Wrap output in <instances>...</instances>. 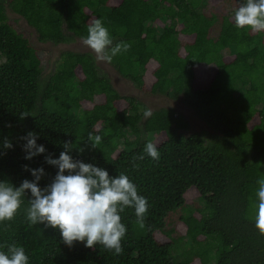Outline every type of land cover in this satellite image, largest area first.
Instances as JSON below:
<instances>
[{
	"label": "trees",
	"instance_id": "16d2710c",
	"mask_svg": "<svg viewBox=\"0 0 264 264\" xmlns=\"http://www.w3.org/2000/svg\"><path fill=\"white\" fill-rule=\"evenodd\" d=\"M206 1L0 0V151L6 152L0 181L18 187L33 179L24 165L43 167L39 186L45 187L57 171L45 155L58 158L71 140L74 159L113 177L126 174L148 201L144 228L133 208L120 213L127 232L123 252L115 255L82 242L69 248L58 229L30 227L26 193L14 219L0 222V251L22 246L28 264H264V236L255 227L256 181L264 178V32L237 29L229 15L198 11ZM220 1L233 11L242 2ZM8 12L23 19L39 43L52 45L82 40L92 19H102L114 43L131 45L109 63L118 74L149 96L181 102L208 130L190 132L185 115L173 107L145 118L147 107L117 92L90 53L61 54L44 77L37 49L13 29ZM150 61L157 67L147 90ZM198 65L215 66L206 88H195ZM96 97L103 101L82 108ZM117 102L127 107L118 110ZM21 113L29 115L21 119ZM30 131L46 153L27 160L20 137ZM89 134L102 137L96 148ZM4 138L13 148L2 149ZM148 142L156 144L158 162L144 152ZM139 155L144 159L133 168ZM177 225L185 227L183 235Z\"/></svg>",
	"mask_w": 264,
	"mask_h": 264
},
{
	"label": "clouds",
	"instance_id": "9594fccd",
	"mask_svg": "<svg viewBox=\"0 0 264 264\" xmlns=\"http://www.w3.org/2000/svg\"><path fill=\"white\" fill-rule=\"evenodd\" d=\"M233 21L237 29L248 28L254 33L264 32V0H242L235 9ZM87 36L82 37V43L89 48L98 62L111 63L118 54L127 52L130 44L120 41L114 43L102 19L94 18L88 25ZM29 114L21 113L23 119ZM152 115L151 109L144 111L145 118ZM25 141L22 149L25 159L31 160L37 155L46 153L42 144H37L38 136L28 132L20 137ZM102 137L94 138L89 134L87 141L92 148L101 142ZM72 141H64L58 158L51 154L45 155V163L57 169L52 181L45 187L39 186V181L46 175L44 168L30 169L32 180L24 179L20 185L14 186L8 181H0V222L11 221L21 208L26 193H30L26 218L29 226L43 224L45 228L58 229L62 242L69 248L74 242H82L86 248L95 250L97 245L120 255L123 252L121 241L127 229L121 222L125 208L134 209L136 223L140 228L145 227V217L148 212L147 199L138 194L137 186L129 177L120 173L113 177L102 167L74 159L70 154L73 150ZM13 148L7 138L2 141V149ZM79 148V152H83ZM144 152L158 162L160 153L153 142L144 146ZM6 154L0 151V155ZM144 156H134L132 167L138 165L136 160ZM258 189L255 193L256 204L255 227L264 236V178L256 181ZM25 249L16 244L7 245V252L0 251V264H28Z\"/></svg>",
	"mask_w": 264,
	"mask_h": 264
},
{
	"label": "rangeland",
	"instance_id": "374dc122",
	"mask_svg": "<svg viewBox=\"0 0 264 264\" xmlns=\"http://www.w3.org/2000/svg\"><path fill=\"white\" fill-rule=\"evenodd\" d=\"M198 11L203 12H211L212 14H215L216 17H224L229 15L231 19L233 20L234 15V8L226 7L224 3H222L220 0H211V2L206 1L205 4H200L199 7H197ZM9 13V12H8ZM8 21L10 25L13 27V29L17 32L25 36L30 40L32 45L37 49L38 54L42 60L43 63V76L46 77L50 75L54 69L57 67V65L61 62L60 56L61 54L72 51V52H78V53H90L94 56L95 54L87 48L85 45H83L82 40H75L68 44L63 45H52V44H42L39 43L36 39V35L30 27L27 26L25 21L21 19L20 17L9 13L8 14ZM218 26L216 25L215 30H218ZM184 41H191L192 37L189 36H181L180 37ZM225 54V58L227 60L230 59L231 54H229L228 51L223 52ZM4 59L0 56V63H2ZM96 64L100 71L104 73L110 80L112 86L114 87L117 92H119L121 95L125 96H133L137 98L138 101H140L144 106L147 107V109H151V111L157 110L159 108H168L173 107L177 109L178 111L182 112L187 121L190 124V132L195 131H201V130H208L206 125L204 123H201L199 120L196 119L195 115L189 110L188 108H185L181 102H175L169 98L157 96L152 97L144 92H141L137 88H135L129 81L122 78L118 72L113 68L112 65L105 62H98L95 58ZM157 67V64L154 61H150L146 66V75L144 76V85L145 88L148 90L151 86V84L154 82L153 76H151V72ZM215 74V66L214 65H198L195 67V88L201 89L206 88L211 80L213 79V76ZM103 101V97H96L94 99V102L83 104V109H90L93 104H98ZM116 108L118 110H123L127 107V105L124 102H117L115 104ZM257 123V122H256ZM99 127V126H98ZM196 197L193 194V204H196ZM192 205V204H191ZM177 230L180 232L181 235L185 232V227L182 225H177ZM160 236V235H159ZM162 238V237H161ZM195 264H198L196 262Z\"/></svg>",
	"mask_w": 264,
	"mask_h": 264
}]
</instances>
